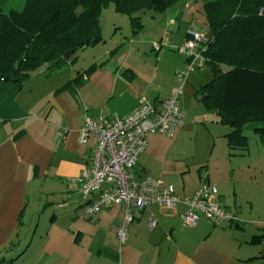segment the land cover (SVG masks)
Returning <instances> with one entry per match:
<instances>
[{
    "label": "crops",
    "instance_id": "obj_1",
    "mask_svg": "<svg viewBox=\"0 0 264 264\" xmlns=\"http://www.w3.org/2000/svg\"><path fill=\"white\" fill-rule=\"evenodd\" d=\"M191 2L198 1L181 0L168 12L158 15L159 21L152 26L143 21L145 29L151 33H145L141 38L145 29L138 37L133 34L130 20L127 19L126 24L116 20V29L128 27L129 30L123 39L115 35L112 50L106 42L102 55L98 53L93 57L92 66L103 65L86 78L83 86L60 93L58 90L85 70L78 72L73 69L67 75L63 73L66 67L54 73L66 74L63 80L68 82L44 90L47 103L37 104L40 108L34 112L38 115L36 121H28L32 116L23 106L21 90L16 100L27 116L0 121V126L14 124L6 134L0 133V252L10 244L14 250L11 258H0L4 264H264V252L258 255L245 252L243 242L236 236L238 232H246L239 219V209L243 208L244 202L238 194L237 167L230 159L228 143L218 158L221 166L229 164L220 167L219 171L224 170L221 173L211 169L213 154L205 161L177 150L192 117L185 108L187 97H191V91L186 92L188 84L183 93L185 100H181L186 125L178 128L174 137L149 135L148 146L133 175L137 180L151 177L172 185L180 197L193 196L206 181L215 183L219 200L235 216L237 223L216 227L202 217L195 227H188L181 218L187 211L185 206L179 205L174 210L152 207L134 212L133 223L128 228V240L121 244L118 230L124 222L123 208L114 206L88 215V202L74 182L85 169L92 167L97 147L95 137L85 145L80 143V131L86 119L97 120L102 115L110 119L115 115L127 117L144 99L162 107L179 92L176 73L188 60L180 48L188 33L194 30L185 25ZM156 15L154 19H157ZM117 48L118 52L112 55ZM147 65L153 66L150 72L145 69ZM204 118L208 119L206 115ZM51 119L54 120L52 124ZM222 126L221 137L226 139L232 132L231 126L224 122ZM32 129L33 133L29 134ZM20 131H24V135L14 139ZM38 185L51 187L48 194L59 197L55 200L59 202L54 203V207L59 208L55 209L56 214L50 220L43 222L45 233L42 232L39 239L37 235L45 210L40 218L33 213L30 227L37 221L36 233L24 248L30 234L26 232L29 227L25 219L29 198L31 194L35 197L41 194ZM151 218L157 222L154 229L148 227ZM255 234L247 243L251 248H260L264 241L258 240ZM23 237H26L25 241Z\"/></svg>",
    "mask_w": 264,
    "mask_h": 264
},
{
    "label": "trees",
    "instance_id": "obj_2",
    "mask_svg": "<svg viewBox=\"0 0 264 264\" xmlns=\"http://www.w3.org/2000/svg\"><path fill=\"white\" fill-rule=\"evenodd\" d=\"M180 2L25 0L19 8L0 6V121L27 116L16 99L41 64H48L49 76L74 62L76 55L88 48L87 42L90 47L105 42L102 8L114 4L119 14L129 16L133 34L137 35L145 29L143 13L149 10L164 14ZM202 14L211 36L199 44L196 53L202 54L203 68H209L213 78L195 90V97L221 122L225 118L234 121V131L226 136L231 156L235 151H248L249 138L243 133L246 128H251L264 146V0L208 1ZM192 39L188 33L183 46ZM74 50L66 60L65 55ZM185 55L188 65L193 57ZM102 65L79 72L58 92L83 86L86 78ZM23 135L24 131H20L14 139ZM256 238L264 239V228Z\"/></svg>",
    "mask_w": 264,
    "mask_h": 264
},
{
    "label": "built area",
    "instance_id": "obj_3",
    "mask_svg": "<svg viewBox=\"0 0 264 264\" xmlns=\"http://www.w3.org/2000/svg\"><path fill=\"white\" fill-rule=\"evenodd\" d=\"M190 34L193 39L182 47L181 52L190 55L193 60L176 73L180 83L176 95L164 102L162 107L144 99L138 109L127 117L115 115L110 119L102 115L97 120L88 118L80 131L81 144L85 145L91 137H95L97 147L92 167L85 169L74 182L88 202V215L114 206L123 208L124 222L118 230L121 244L128 240V228L133 223L134 212L152 207L174 210L179 205L185 206L187 211L181 218L188 227H195L202 217L216 227L238 222L223 207L215 183L206 181L193 196L180 197L172 185H165L151 177L137 180L133 175L139 158L148 146L147 137L151 134L174 137L176 130L184 124L181 96L196 65L204 67L203 56L196 51L200 43L207 41L199 33L191 31ZM156 225L157 222L151 218L148 227L154 229Z\"/></svg>",
    "mask_w": 264,
    "mask_h": 264
},
{
    "label": "rangeland",
    "instance_id": "obj_4",
    "mask_svg": "<svg viewBox=\"0 0 264 264\" xmlns=\"http://www.w3.org/2000/svg\"><path fill=\"white\" fill-rule=\"evenodd\" d=\"M25 0H0V6H12L13 8L22 7ZM189 1V0H185ZM198 2H191L189 5L191 9L187 12L189 14L188 18H186L185 25L187 24L188 28H194L192 30L194 33L197 31L200 32L202 36L207 38V36H211L210 27L206 24L205 17L202 14L204 5L208 1L214 0H195ZM197 5V8H196ZM153 11H147L143 13L142 18L143 21L146 22L148 26L154 25L155 21H159L160 14H157V19H154ZM127 19L129 20V16L119 14L116 10L114 4H109L108 6L102 8L100 14V20L103 27V37L105 42L101 45L95 47H88L85 50L80 51L76 55V60L74 62H70L69 66L63 71L68 75V72L75 69L78 72L83 70H89L91 66L94 64L93 57L95 55H102V47H104L105 43L107 42L110 49L112 50V41L116 35V38L123 39L124 34L128 32L129 28H118L114 27V22L119 20L120 22H124L126 24ZM154 19V20H153ZM124 23L123 26H124ZM132 34V30L130 29ZM145 33H151V30L145 29L143 34H138L136 36L143 37ZM207 34V35H206ZM139 38V39H140ZM115 39V38H114ZM105 48V47H104ZM182 49V48H181ZM180 49V51H181ZM184 55L185 53L182 52ZM186 56V55H185ZM187 57V56H186ZM135 59V58H134ZM156 59V56L153 57V60ZM156 62V60H155ZM152 62H149L151 64ZM48 64L44 63L41 64L37 69H35L31 73V78L25 83L23 87V93L21 94L20 98L23 103V106L29 111L30 115L32 116L29 118L28 121H36L37 114L34 113L38 111L40 108L37 107V104L41 102V105L47 100L45 98L46 91L45 89L51 90L54 89L57 84L61 82H68L64 81L63 77L60 74L54 75H47L48 72ZM152 65H147V72L152 70ZM46 74V75H45ZM213 76L209 68H199L198 65L195 67V73H192L190 83H188V88L186 92L189 90L191 91V97H187V105L185 108L189 110V113L192 114V117L189 118L188 124L184 129L183 136L181 137V141H179L177 145V150L183 153L186 156H192L194 158H203L207 161L209 157L212 155V166L214 172L221 173L224 170L220 167H226L227 163L224 166H221L220 162H218V158L221 153L222 148L227 147V141L224 137H221L220 130L222 129V122H219V118L214 112L208 111L202 102H198L199 98L195 97V89H199L201 86L209 83L212 80ZM63 80V81H62ZM64 83V84H66ZM181 100L185 97L184 95L181 96ZM189 98V101H188ZM185 100V98H184ZM184 109V106H183ZM204 115L208 117V119L204 118ZM42 116V115H41ZM54 120H50V124H52ZM6 125V126H5ZM186 123L184 124V126ZM14 127V124H1L0 126V133L6 134L7 131ZM234 131V128H229ZM17 132V131H16ZM33 133V129L29 131V134ZM244 135L249 138V148L247 152L242 151H235L233 156L230 159L233 163L236 164V179L239 182L238 185V194L241 198H243L244 206L243 208L239 209V219L245 229V233H237L236 236L239 238L241 242H243V250L251 255L253 254H261L264 252V242L263 246L260 248H251L247 242H251L253 238V234L261 235L263 233L264 228V146L261 143L260 138L254 133L251 128H246L244 130ZM229 149V148H228ZM231 153V151H230ZM207 168V167H206ZM205 168V169H206ZM212 171V172H213ZM51 187H42L38 185V189L41 191V194L35 197L34 194L30 195L29 198V210L26 214V222L29 228H26V232L30 233L27 241L24 245L28 246L32 241V235L36 233V226L37 221L34 222L33 227L31 226V217L33 213H37L38 217L40 218L43 216V212L45 210V215L42 218L40 231L37 235L39 239L40 234L44 232V221L50 220L54 214H56V210L59 207H54V203H58L59 197H55L54 195H49ZM37 217V219H38ZM42 230V231H41ZM237 230V229H235ZM26 237H23L25 241ZM264 241V239H263ZM29 242V243H28ZM16 242L15 244H17ZM13 245L10 244L7 249H4L0 252V258L7 257L11 258L12 252L14 251ZM0 263L4 264L3 260Z\"/></svg>",
    "mask_w": 264,
    "mask_h": 264
},
{
    "label": "water",
    "instance_id": "obj_5",
    "mask_svg": "<svg viewBox=\"0 0 264 264\" xmlns=\"http://www.w3.org/2000/svg\"><path fill=\"white\" fill-rule=\"evenodd\" d=\"M87 47H90L89 42H87ZM75 52H76V51L74 50V51H71V52L67 53V54L65 55V59H66V60H69V59L73 56V54H74ZM224 123H225L226 125L231 126V127L234 125V121H232V120H230V119H228V118H225V119H224Z\"/></svg>",
    "mask_w": 264,
    "mask_h": 264
}]
</instances>
